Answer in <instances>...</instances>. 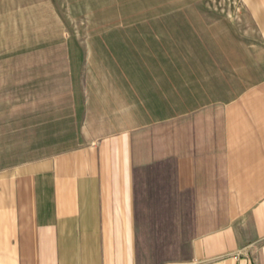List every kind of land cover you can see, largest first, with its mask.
<instances>
[{"label": "crops", "instance_id": "crops-1", "mask_svg": "<svg viewBox=\"0 0 264 264\" xmlns=\"http://www.w3.org/2000/svg\"><path fill=\"white\" fill-rule=\"evenodd\" d=\"M254 3L241 27L259 36L220 32L207 52L165 44L113 68L97 85L111 103L97 98L90 118L82 79L52 107L58 122L48 108L51 147L0 167V264H264V0Z\"/></svg>", "mask_w": 264, "mask_h": 264}, {"label": "rangeland", "instance_id": "rangeland-1", "mask_svg": "<svg viewBox=\"0 0 264 264\" xmlns=\"http://www.w3.org/2000/svg\"><path fill=\"white\" fill-rule=\"evenodd\" d=\"M246 11L254 0H0V167L51 147L49 112L61 119L52 107L81 79L90 118L97 98L111 103L97 85H111L113 68L147 63L165 44L207 52L220 32L259 36L241 27Z\"/></svg>", "mask_w": 264, "mask_h": 264}]
</instances>
